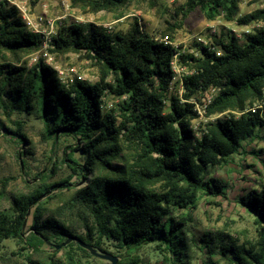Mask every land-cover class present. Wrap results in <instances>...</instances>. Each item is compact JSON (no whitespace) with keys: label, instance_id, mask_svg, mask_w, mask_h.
I'll use <instances>...</instances> for the list:
<instances>
[{"label":"trees","instance_id":"1","mask_svg":"<svg viewBox=\"0 0 264 264\" xmlns=\"http://www.w3.org/2000/svg\"><path fill=\"white\" fill-rule=\"evenodd\" d=\"M68 1L82 11L120 18L132 0ZM240 1L185 0L178 11L182 18L199 9L208 20L222 16L240 25L264 22V8L238 16ZM180 24L168 23L157 37L137 18L124 31L60 23L50 35L49 50L80 54L98 74L94 82L74 77L64 83L42 58L30 65L23 61L39 48L42 36L26 27L16 6L0 1V107L7 117L16 109L35 115L51 146L62 136L72 141L65 146L70 150L65 155L69 175L47 182L54 174L53 162L52 175L36 174L33 178L41 184L13 194L9 207L0 211V243L20 242L30 264L104 261L75 241L59 249L49 245L71 235L117 256L116 264H141L136 250L148 245L162 264H264V183L239 199L253 217V240L238 242L222 230L204 231L197 240L189 226L191 211L204 197L223 193L225 184L210 176V168L246 153L248 141L260 139L264 145V26L244 33L242 41L232 32L215 35L206 44L194 40L195 51L182 52L181 45L172 43ZM175 56L186 71L179 80H174ZM179 83L182 93L171 91ZM210 90L215 93L202 102L200 97ZM106 94L119 98L109 109L104 108ZM198 103L205 117L227 113L206 120L200 135L192 125L199 117ZM13 123L16 130L3 125L4 136L29 143L23 122ZM258 151L264 155V147ZM260 161L264 168V156ZM25 164L21 160V169ZM73 175L79 186L70 182ZM0 189L1 199L6 197L5 185ZM52 199L75 211L83 234H73L72 224L57 214L44 217ZM29 217L28 228L22 230ZM33 251L44 253L47 262L32 260ZM59 252L61 259L55 262Z\"/></svg>","mask_w":264,"mask_h":264},{"label":"rangeland","instance_id":"2","mask_svg":"<svg viewBox=\"0 0 264 264\" xmlns=\"http://www.w3.org/2000/svg\"><path fill=\"white\" fill-rule=\"evenodd\" d=\"M14 1L25 8L29 18L36 24L35 31L28 26L26 27L42 36L39 48L23 56V61L30 65L42 58L44 63L57 71L59 79L64 83L71 81L74 77L94 82L98 79V74L91 60L83 58L80 54L74 52L58 54L49 50L51 47L48 45L47 40L55 31L57 25L63 22L91 23L110 31H124L131 25L134 18H137L143 29L159 37V32L165 29L168 23L179 21L181 24L173 33L172 43L174 46L181 45L182 52H194L195 47L192 42L194 40L201 42L198 41V38L204 41L203 44H206L211 42L215 35L232 32L242 41L247 28L252 31L253 27L264 26V22L240 25L236 20L226 21L222 16H218L214 20H208L199 9L191 11L186 17L182 18L178 8L183 5L185 0H132L125 7L124 14L120 18H115L113 14L105 11H82L79 7L72 6L68 0ZM256 8H264V0H241L238 16L249 13ZM177 60L176 56L175 65L178 70L174 71V80H179L181 74L186 72L183 66L178 65ZM172 86L171 91L175 90L179 94L182 93L180 83L172 84ZM214 93L215 91L210 90L200 99L205 103ZM103 100L104 108L109 109L115 105L119 98L106 94ZM196 106L199 117L192 120V125L198 135H200L202 124L206 120L223 117L227 114L224 112L218 116L205 117L200 103ZM16 119L23 122L22 131L28 137L29 143L22 142L20 144L10 137L11 134L4 136L3 125L16 130L17 125L13 123V120ZM42 131V123L35 115L26 114L16 109L7 117L5 110L0 107V188L5 185L6 192V197L0 199V211L9 207L10 197L13 194L25 193L29 191L31 185L41 184L40 180L33 178L36 174L42 172L44 175H52L49 171L53 162L55 163L54 174L47 179V182L60 180L71 173L68 167L70 162L68 158H65L70 150L65 146L72 141L68 137L62 136L56 144L51 146L50 141L43 138ZM263 147V141L260 139L252 142L248 141L244 143L246 153L240 151L239 154L232 156L228 164L210 168V176L221 179L225 187L222 190L223 193L217 196L204 197L198 207L191 211L192 222L189 226L197 240L204 231L215 232L218 230L224 231L238 242L254 239L255 225L253 217L239 203V199L252 188H260L264 183V168L260 161L264 155L263 152L258 151ZM26 149L29 153L19 155V151L24 152ZM252 150H257V152L254 154ZM73 155L81 161V154L78 151L73 152ZM21 160L26 162L22 169ZM77 181L78 179L74 175L70 179V182L79 186ZM79 182L81 183L82 180ZM206 198L212 200L211 203L209 201H207L209 203L205 202ZM61 206H63V202L58 199L50 200L46 206L44 217L57 214L58 217L66 221V224H72L73 234H83L84 228L81 219L75 214V211L68 206L62 209ZM30 220L31 217L27 219L24 229L28 228ZM21 246L20 242L3 240L0 243V264H30L24 255L26 252H21ZM46 248L45 246L42 247L43 250ZM109 249L110 252H115L114 247H109ZM29 252L31 251L29 250ZM154 252L155 250L150 245L142 246L136 250V253L143 259L141 264H162V262H158L160 258ZM61 253L59 252L54 257L55 262L61 259ZM30 258L44 263L47 262L44 253L40 254L33 251ZM89 260L91 264H107L106 261ZM219 264L226 263L220 262Z\"/></svg>","mask_w":264,"mask_h":264},{"label":"water","instance_id":"3","mask_svg":"<svg viewBox=\"0 0 264 264\" xmlns=\"http://www.w3.org/2000/svg\"><path fill=\"white\" fill-rule=\"evenodd\" d=\"M24 227H25V220L22 223L21 229L23 230ZM30 230H32V228H30ZM27 232H29V230ZM70 241L77 242L79 244V246H81L82 248L86 249L91 255H93L95 257H98L100 259H103L104 261L107 262V264H116V262L118 260L117 256H115V255H113L111 253H108V252L96 250L95 248L91 247L87 243H84L79 238L75 237L74 235L67 236L66 240H64L61 244L54 245L52 243H49V245L52 246L54 249H59L60 247H63L66 244H68Z\"/></svg>","mask_w":264,"mask_h":264},{"label":"built area","instance_id":"4","mask_svg":"<svg viewBox=\"0 0 264 264\" xmlns=\"http://www.w3.org/2000/svg\"><path fill=\"white\" fill-rule=\"evenodd\" d=\"M0 1H1V0H0ZM6 1H7L10 5H14V6H16V7L18 8L19 13H20V16H21L23 22L25 23V25L28 26V27H30V29H32L33 31H35V30H36V29H35L36 24H35V22H34L32 19L29 18L28 14L26 13L25 8H24L23 6L18 5L14 0H6ZM248 31H249V29L247 28V29L245 30V33L248 32ZM198 41L204 42V41H202L200 38H198ZM47 42H49V38H48ZM48 45H49V44H48ZM45 55H46V53H45ZM175 59H176V56L174 57V59H173V61H172V67H173V70H174V71H175V70H178V69H176V65H175V64H176V61H175ZM181 70H182V68H181ZM175 72H176V71H175Z\"/></svg>","mask_w":264,"mask_h":264}]
</instances>
